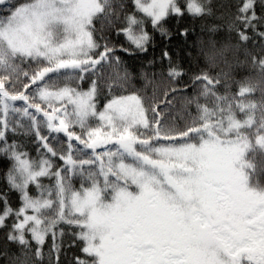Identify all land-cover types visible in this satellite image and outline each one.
I'll use <instances>...</instances> for the list:
<instances>
[{"label": "snow or ice", "instance_id": "6c2138e0", "mask_svg": "<svg viewBox=\"0 0 264 264\" xmlns=\"http://www.w3.org/2000/svg\"><path fill=\"white\" fill-rule=\"evenodd\" d=\"M133 7L127 12L122 0H0V157L9 162V191L20 200L13 208L8 193H0V228L19 249L2 254L8 264H39L50 237L49 256L60 264L65 232L56 229L67 225L69 247L78 248L71 264H264V181L249 158L257 150L264 155V43L251 56L255 75L238 92H259V100L234 104L228 73L202 70L181 87L184 70L167 49L161 59L174 86L162 90V99L158 86L151 99L137 91L113 94L131 78L116 53L133 52L112 43L106 29L121 23L116 34L144 53L152 42L148 20L167 37L170 14L211 11L203 0H133ZM227 27L236 42H210L203 54L209 67L253 37L264 42V0H236ZM32 64L34 70L25 69ZM51 76L63 77V86L48 83ZM105 79L110 98L99 110ZM177 100L183 121L170 111ZM19 129L34 133L39 158L10 141ZM57 134L64 137L59 148L50 143ZM42 177L55 183L44 185ZM32 185L38 195L30 194Z\"/></svg>", "mask_w": 264, "mask_h": 264}, {"label": "trees", "instance_id": "16d2710c", "mask_svg": "<svg viewBox=\"0 0 264 264\" xmlns=\"http://www.w3.org/2000/svg\"><path fill=\"white\" fill-rule=\"evenodd\" d=\"M122 2L126 5L125 10L127 12L135 11L133 7V0H122ZM203 2L210 8V13L199 17H193L185 12V14L181 17L170 14L167 18H165L163 26L169 32L167 37L161 35L159 31L153 29L150 20H148L145 28L152 36V42L148 45L147 52L144 53L135 50L134 46L129 44L123 34H116L117 28L122 26L121 23H117L112 28L105 30V34L110 37L111 42L118 48L122 45L125 48H130L133 52L132 55H128L122 51H117L116 53L123 61L121 70H123L126 66L131 74V78L125 85L126 90L115 89L113 90V94L127 95L132 91H137L140 95L151 99L153 96V89L158 86L161 89L158 95H160L162 99V90L165 87L174 86L168 82L165 75L169 62L168 60L161 59L163 51L167 49L170 53L172 61L178 62L184 70L185 74L182 77L181 87L184 84L191 85V78L195 74L200 73L202 70H208L212 75H216L217 73H228L227 80L230 85L228 94L234 97V104L238 101L247 102L251 99L259 100V92L251 95H245L244 97H239L238 92L242 83L245 81V78L255 75V71L251 63V56L261 54V43L264 42H260L258 37H253L252 40H249L246 45H243L240 48L239 53L230 50L226 55V62L225 60H218L214 67H209L203 54L210 50V42H215L217 47H221L227 43L235 44L236 42L234 34L230 36L227 27L229 18L232 13L235 12L236 0H203ZM181 3H183V0H181ZM256 10L259 15L260 9L258 5ZM122 19L123 14H121V20ZM213 26L216 27V31H211ZM97 27H100L99 22L97 23ZM185 29H187V35L181 36L180 32ZM249 35H252V33H249ZM245 48L249 52L248 56H245L244 54ZM149 61H153V63L149 64ZM24 67L26 70L31 72L37 67V65H25ZM153 73L156 74L155 77H153ZM62 80L63 77L57 78L55 76H51L48 83L56 82L58 86H63L61 83ZM149 81H152V83H149ZM27 82L28 81L25 80L22 83ZM22 83L17 85V90L22 88ZM107 83V79L101 81L102 90L96 101L99 110L103 109L104 103H106L107 99L110 98ZM72 86L75 87V82ZM82 88L85 90L88 88L87 81L82 82ZM219 92L221 94L225 92L223 85L220 87ZM187 94H192L191 87H189ZM180 104L181 101L177 100L176 104L170 111L172 117H176L178 121H183L185 119V112L181 110ZM165 111L168 110L165 109ZM187 112L194 114V109H187ZM236 112L239 119L245 118L244 114L239 113L238 109ZM74 130L77 133L80 132L79 127H76ZM18 131L19 134L15 137L10 134V141L11 139H16L23 145L21 149L22 151L28 152L34 159L39 158V155L41 154L37 152V148L40 147V145L36 142L34 133L29 132L28 134H25L26 129H19ZM41 131L43 135H49L46 129H42ZM50 143H52L54 147L59 148L60 144L64 143L63 134H57V139L50 141ZM249 158L257 166V179L264 181V172H261V169H264V155H261L259 150H257L256 153H250ZM60 163L61 161L57 159V166L60 165ZM8 166L9 162L6 158L0 157V193L7 192L12 207L18 208L20 205L19 193L16 191H9L8 184L5 179V173ZM40 182L44 185L55 183L54 179L50 180L48 177H42ZM72 184L74 188L79 189L80 178L74 177ZM30 194L34 196L38 195L34 185L30 186ZM7 223L10 225L12 220L9 219ZM61 228H63L65 235L62 238L63 250L60 253V264H71L73 254L78 253V248L69 247V244L72 242V229H70L67 225H61L56 229V231L59 232ZM6 233V228H0V264H8V256L2 254L5 249H7L9 254L19 251L16 244L6 242ZM50 246L51 238L49 237L43 247L44 255L39 264H55V253H53L51 257L49 256Z\"/></svg>", "mask_w": 264, "mask_h": 264}, {"label": "rangeland", "instance_id": "374dc122", "mask_svg": "<svg viewBox=\"0 0 264 264\" xmlns=\"http://www.w3.org/2000/svg\"><path fill=\"white\" fill-rule=\"evenodd\" d=\"M48 82V81H47ZM18 106H19V102H18ZM58 106V105H57ZM244 119V118H243ZM90 125L95 127L98 126V121L96 119H91L90 120Z\"/></svg>", "mask_w": 264, "mask_h": 264}]
</instances>
